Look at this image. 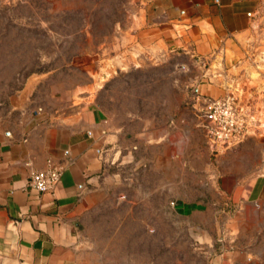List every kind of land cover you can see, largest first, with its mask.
Segmentation results:
<instances>
[{
    "label": "crops",
    "instance_id": "crops-1",
    "mask_svg": "<svg viewBox=\"0 0 264 264\" xmlns=\"http://www.w3.org/2000/svg\"><path fill=\"white\" fill-rule=\"evenodd\" d=\"M133 1L136 48L180 55L195 71L178 110L160 125L158 138L150 137L166 152L161 165L176 167L183 184L185 176L191 178L193 189L206 186L209 212L217 213L222 200L240 208L245 220L239 227L263 230L264 221L253 219L264 217V90L240 47L260 0ZM228 94L237 96L252 125L236 143L221 148L205 135L202 101ZM37 100L21 94L0 104V250L21 264H79L78 227L104 196L107 165L129 147L127 131L72 88ZM150 128L144 132L151 134ZM48 160L61 165L60 180L38 193L29 187V175ZM260 238L251 237L240 248L230 239L235 249L212 264H264V235Z\"/></svg>",
    "mask_w": 264,
    "mask_h": 264
},
{
    "label": "rangeland",
    "instance_id": "rangeland-1",
    "mask_svg": "<svg viewBox=\"0 0 264 264\" xmlns=\"http://www.w3.org/2000/svg\"><path fill=\"white\" fill-rule=\"evenodd\" d=\"M136 10L133 0H0V104L72 88L127 131L104 196L78 227L79 264H212L235 249L230 239L240 248L264 229L239 227L240 208L222 200L209 212L206 186L193 189L191 178L183 184L176 167L161 165L166 152L150 137L178 110L195 71L180 55L136 48ZM240 47L264 90V0ZM0 264L21 263L0 250Z\"/></svg>",
    "mask_w": 264,
    "mask_h": 264
},
{
    "label": "built area",
    "instance_id": "built-area-1",
    "mask_svg": "<svg viewBox=\"0 0 264 264\" xmlns=\"http://www.w3.org/2000/svg\"><path fill=\"white\" fill-rule=\"evenodd\" d=\"M201 117L205 135L221 148L236 143L252 125V118L246 115L237 96L231 94L222 99L203 100ZM61 172V165L48 160L45 168L30 173L28 185L38 193L51 191L59 182Z\"/></svg>",
    "mask_w": 264,
    "mask_h": 264
}]
</instances>
